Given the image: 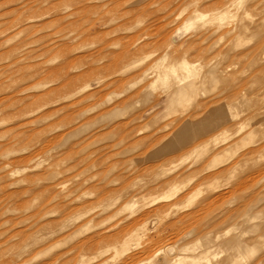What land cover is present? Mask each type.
<instances>
[{"label":"rangeland","instance_id":"rangeland-1","mask_svg":"<svg viewBox=\"0 0 264 264\" xmlns=\"http://www.w3.org/2000/svg\"><path fill=\"white\" fill-rule=\"evenodd\" d=\"M177 255L264 264V0H0V264Z\"/></svg>","mask_w":264,"mask_h":264},{"label":"bare ground","instance_id":"bare-ground-1","mask_svg":"<svg viewBox=\"0 0 264 264\" xmlns=\"http://www.w3.org/2000/svg\"><path fill=\"white\" fill-rule=\"evenodd\" d=\"M163 58H164V56H163ZM184 91H185V88H182L181 90H179L178 91L179 95L183 94ZM177 188H178V185L173 183V186L170 188V191L168 193L166 192L162 196H153V198L152 199L150 198L148 201L150 202V200H151V202H152L153 200H156L158 198L170 197L177 191ZM170 250H172V249H170ZM175 259H177L176 260V264H178V262H184V261H187V260L190 261V263H188V264H199L201 262V259L202 260L205 259L207 264H211V260H209V258L207 256H205V257H194V256H189V255H177Z\"/></svg>","mask_w":264,"mask_h":264}]
</instances>
